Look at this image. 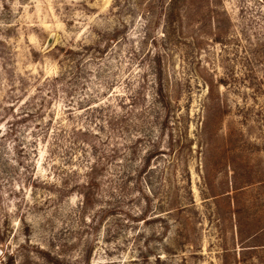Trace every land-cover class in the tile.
Instances as JSON below:
<instances>
[{"label": "rangeland", "instance_id": "rangeland-1", "mask_svg": "<svg viewBox=\"0 0 264 264\" xmlns=\"http://www.w3.org/2000/svg\"><path fill=\"white\" fill-rule=\"evenodd\" d=\"M0 264H264V0H0Z\"/></svg>", "mask_w": 264, "mask_h": 264}]
</instances>
